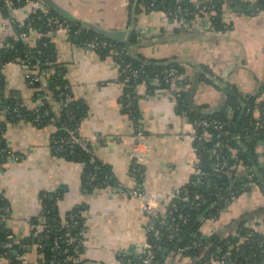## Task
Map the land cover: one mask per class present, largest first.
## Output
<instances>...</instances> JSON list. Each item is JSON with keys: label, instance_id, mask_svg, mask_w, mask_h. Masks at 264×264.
<instances>
[{"label": "crops", "instance_id": "0c3cea01", "mask_svg": "<svg viewBox=\"0 0 264 264\" xmlns=\"http://www.w3.org/2000/svg\"><path fill=\"white\" fill-rule=\"evenodd\" d=\"M53 1L81 23L126 31L133 25L132 31L142 38L131 49L137 56L179 57L185 64L186 98L193 111L211 115L220 110L226 103L227 85L243 103L264 100V9L257 8L259 0H236L245 10L255 5L254 13L249 15L234 10V4L232 9L226 7L222 17L231 22L229 30L210 32L197 18L191 33L182 22L168 18L162 11L145 8L138 0ZM37 2L45 4L43 0H26L9 12L0 8L1 54L11 40L18 38L16 26L36 12ZM49 30L55 62L62 68L73 97L84 105L79 134L94 140L97 157L107 169L108 183L93 187L85 181L81 162L53 152L51 124L10 122L0 112L2 148L19 156L5 157L0 162V195L7 200L11 212L6 224L12 229L14 240L21 239L35 222L41 224L46 204L53 202L58 219H65L74 210L83 218L80 252L69 264H141L139 247L149 240L150 226L166 224L167 206L174 191L197 172L194 126L176 110L172 88L154 83V78L150 80L155 86L150 94H146L143 85L137 87L135 124L123 110L121 98L126 87L111 55L82 47L76 35L61 28ZM40 34L32 29L24 40L34 45ZM2 74L5 91L14 92L27 109H32L36 102L34 90L26 80L27 67L9 61ZM41 82L47 89L48 77L42 76ZM137 130L145 136V143L139 147L147 154L139 172L133 173L136 163L131 149ZM256 153L258 171H254L259 173L264 169V147H257ZM234 158L237 160V156ZM117 183L126 187L138 185L158 196L163 207L159 219L142 210L137 198L116 189ZM218 205L216 215L201 221V236L225 237L231 231L236 234L234 222L244 214L246 224L264 235V193L256 183ZM23 239L27 240L25 249L30 245L28 251H33L34 240ZM156 253L161 264L194 261L166 241L158 244ZM35 256L24 257L33 260ZM204 264L222 263L211 258Z\"/></svg>", "mask_w": 264, "mask_h": 264}, {"label": "trees", "instance_id": "16d2710c", "mask_svg": "<svg viewBox=\"0 0 264 264\" xmlns=\"http://www.w3.org/2000/svg\"><path fill=\"white\" fill-rule=\"evenodd\" d=\"M138 1L143 6H145V8L155 10H162L163 8L173 6L174 4V0ZM233 1L234 0H211L213 8L217 12V16L212 19V23L219 32L228 30L222 22L223 19H221V14L224 12V9L227 5L230 7L233 6ZM18 5L19 3L14 2L13 8L17 7ZM256 6L257 8L259 7L263 10L264 0H259ZM0 8L7 12L10 11V9L3 6H0ZM255 9V5L252 4L243 13L246 15L253 14ZM50 10L52 13L58 14L54 9L50 8ZM37 14L38 12H34L30 18L24 22L27 24V22L32 19L31 26L37 28L41 33L35 44L32 45L25 40L22 41L18 38H15L11 40L10 43L13 45V47L11 48L8 46V49L5 52L3 51L2 54L0 53V112H4L6 120L10 122H19L22 120V118L30 119V117L34 114L35 106L32 109H27L23 104L20 106V110L18 112L20 116H18L17 113L13 111V108L21 105L22 102L17 98L14 92L10 90L9 92L5 91V82L2 74V68L9 61L22 63L27 67V69L36 73H43V71H46L47 69L54 71L57 70V73L53 71L47 76L49 80L47 89L41 90V83L39 81L31 86L34 90L33 98L35 102H37V100L40 98V93L50 92L51 96L56 102H65V98L58 95L59 90L54 88L55 85L63 86L67 83L63 77L62 68L55 62L53 46L49 43L50 40L48 33L50 28L47 27L43 21L34 19ZM69 20L71 21L72 28L74 29L78 27V24H80L74 20ZM16 29L18 34L21 29L19 26H16ZM93 36L101 37L96 31L88 28L81 35V39L84 37L90 38ZM102 38L113 42L115 44V48L117 50H122V53L116 54L114 52L116 51L115 48L111 52L110 50H107L105 52L99 53L103 55H111L118 66H122V64L124 65L125 63H131L132 67L137 68L140 72V77L137 78L136 82L134 83H140L144 81L147 83L150 92H152L155 88L153 84H149L151 79L158 76L157 79L159 78L160 81H163L162 74L166 73V71L170 70L171 68H175L178 74L182 77L184 84V89H182L181 95L177 99L176 110L178 113L182 114L186 112V115L189 119L205 118L208 120H225L228 114V107L232 109V118L230 119V123L223 128L222 132L213 128H208L206 130V136L203 138V140H199L197 138L193 140V146L195 148L198 160V174H194L190 178V181L180 187L181 190H188L187 195L189 201H184L182 199L183 195H180L179 197L171 198L167 206V216L168 213H172V215H175L179 212L188 214L189 216L187 222L182 223L179 220L175 221V224L179 227V232H177L175 237L170 240L167 238V234L169 233V224L157 223L158 228H160L164 235L160 238H157L152 233H150L148 239L155 243L156 247L160 242L162 243L163 241L169 242L170 245L177 246L179 248L188 246L189 248L184 250L183 253L194 258L193 264H204L211 258L218 260L221 253L225 250H230L232 256L236 259V264H264V235L246 224L247 217L245 214L240 216L236 222H234L233 228L236 234H232V231L225 237H222L219 234H211L208 237L201 236L199 234L201 221L216 215L219 206L218 202L224 199H230L242 191L241 187L247 181L246 178L243 177L245 173L253 174L251 181L259 185L261 187V191L264 193V169L259 173L254 171V167L258 164L256 153L257 147L260 146V144H258V140L262 138L260 136H250V133L254 128L255 120L258 117L264 118V100L255 103L254 101H251L253 99H250L247 101V103H244L245 108L242 110L241 102L243 101L241 100L240 96L230 86L227 85V99L225 105L220 110L214 112L211 115L200 114L199 112L191 110V107L187 101L186 86L188 82L185 76V64L179 60V57L148 59L141 55L132 56L130 50L138 43V37L133 31L129 36L128 46L123 40H116L110 37ZM80 41L81 40H79V42ZM161 86L166 87L164 83H161ZM69 94L70 101L68 109L73 110V113L75 114L74 120H66V106H63L59 112L61 115V122L73 128L80 126L81 117L84 113V105L73 97L71 91H69ZM123 98L124 94L121 98L122 105ZM135 102L136 100L133 101L132 113L128 114L127 109L124 107L123 110L136 124L137 115L135 110ZM44 104L48 105L49 102L46 101ZM257 114H259L258 117L256 116ZM75 122L78 123L75 125ZM49 123L50 120L47 119L46 122L37 126H43ZM200 131L201 130L199 128L195 129L196 133ZM236 134H238L240 138H236ZM0 149H2L1 139ZM212 150L215 153H211ZM53 152L63 155L68 159L81 162L84 165L85 181H88L87 172H91L92 163L89 162L90 157L84 151L74 148V152L76 153L75 156L70 155L68 150L57 153L53 149ZM216 152L229 161L230 166L228 168L224 170H218L215 168L214 165L217 160ZM234 156H237V160H235ZM2 160L3 158L0 159V162ZM98 163L103 164V162L100 160ZM103 168L105 169L104 171L107 170L104 164ZM198 175L202 176L203 178L199 182L197 181L195 184L191 183L192 180H196ZM207 182H209L210 185H207ZM216 191L219 192V194ZM197 195L200 197L198 198ZM173 203L176 204L175 207L172 206ZM46 205L47 206L44 208V213L42 216L43 221L40 222L41 224L35 222L36 225H34L31 230H29L28 235L20 237L21 239L30 238L34 240L33 251H28L25 248H22L20 243H26L27 240H21L19 238L16 241L14 240L11 249L3 248L1 243L7 240L6 236L12 233V229L7 224L0 226V264H50V257L52 255L51 245L54 237L57 236L60 237V245L62 247L71 248L73 246L74 243L69 244L68 239L74 234L75 229H58V227L64 223L71 225L70 220L67 218L63 220L57 218L55 204L53 202H48ZM5 207H9L8 202L2 195H0V215H3L7 221L10 219L11 212L10 208L9 212H5ZM72 212L76 214L77 220L83 226V218L79 212L75 210ZM82 228L84 229V226ZM39 235H47V237H44L42 246L40 248H38L35 244ZM235 241L238 242L237 245L233 244ZM260 241H263L262 245H259ZM71 253L72 252L70 250L69 254ZM30 254L36 255L33 260L30 258L26 259V257ZM54 254L58 261L57 264H69L71 262V260H64L66 255L60 251H56ZM5 257L10 258L11 262L6 263ZM156 258L158 264H161L158 254L156 255Z\"/></svg>", "mask_w": 264, "mask_h": 264}, {"label": "built area", "instance_id": "2783aa9c", "mask_svg": "<svg viewBox=\"0 0 264 264\" xmlns=\"http://www.w3.org/2000/svg\"><path fill=\"white\" fill-rule=\"evenodd\" d=\"M14 2L19 3V5L24 4L26 0H0V6H3L8 9H12L14 6ZM18 5V6H19ZM228 9H232L230 6H226ZM36 12H38L37 16L34 17L36 20L43 21L47 27L50 29H56L61 28L67 34L70 35H76L79 40H81L79 43L82 47L93 50L96 52H105L107 50L113 51L115 48V44L107 39H104L102 37L93 36L90 38H82L81 35L84 33L87 27L82 26L83 23L78 24L77 28H72L71 21L64 17L60 16L58 14H54L51 12L50 8L42 3L37 2L36 3ZM164 12V14L173 20H178L182 22V25L185 27L187 32H193L195 29L193 24H195V20L197 18L202 20L203 29L209 30L210 32H219L215 25L212 23V19L217 16L216 10L213 8L211 4V0H174V4L171 7L163 8L162 10H159ZM224 13V12H223ZM221 14V19H223ZM13 20V19H12ZM14 21V20H13ZM32 19L26 23L20 24L19 28L21 29L20 32H18L17 37L19 40H24L28 36L29 30L36 29L31 26ZM224 26L227 27V29L232 28V24L229 20H223ZM189 33V34H190ZM9 46L12 48L13 45L9 44ZM114 51L116 54H121L122 50ZM54 70L47 69L46 71H43V73H36L32 72L31 70L27 69L26 74V80L27 83L30 86H33L37 81L41 83V90L45 89L41 82L42 76H48L50 73H52ZM57 73V70L54 71ZM34 74V75H31ZM118 74L120 78L122 79V82L124 83V86L126 87V91L124 93L123 98V107L127 109L128 114L132 113V106L133 101L139 98L137 87L139 84L143 85V90L150 94V90L148 89L147 83L144 81L140 83H134L136 82V79L140 77V72L137 68L132 67L131 63H125L122 66L120 65L118 67ZM162 80L160 81L159 78H154V83L160 84L164 83L165 86H168L170 88L171 96L176 101L177 105V99L180 97L182 89H184V84L182 77L178 74L177 70L175 68H171L170 70H167L166 73L162 74ZM149 84H152L149 81ZM58 91V95L65 98V102L61 101H55L53 97L51 96V93L42 92L40 93V98L37 100L34 108V114L30 117V119L22 118L20 122H27L33 125H39L46 122V120H50V123L53 126V132L51 133L50 142L53 146V149L55 152H63L65 150L69 151V154L72 156H75L76 153L74 152V148L80 149L84 151L89 157H90V163H92V170L91 172H87L88 177V183L92 185L93 187H97L102 184L108 183V178L105 173V169L103 168V164L98 163L99 159L96 154L95 150V142L94 140H91L89 138H86L84 136H81L79 134L80 126L77 127H69L65 123L61 122V115H60V109L63 106H66V120H74L75 114L73 113V110L68 109L69 101H70V94H69V85L65 84L63 86L55 85V87ZM49 102L48 105L44 104L45 102ZM68 102V104H67ZM23 104L16 106V108H13V111L19 115L20 106ZM228 114L226 116L225 120H217V119H205V118H193L189 119L186 115V112L182 113V115L194 126V129L199 128L201 131L196 133H193V139L197 138L199 140H203V138L206 136V130L208 128H213L218 131H223V128L227 126L230 123V119L232 118V109L228 107ZM18 123V122H17ZM78 122H75V125ZM250 136H260L264 140V118L258 117L254 122V128L250 133ZM236 138H240L238 134L235 136ZM145 138L143 132L141 130H137L135 134V144L133 145L131 149V156L134 159V162L136 163L135 167L132 169L133 173H137L140 170V164L144 161L147 151H143L140 149V144H144L145 141H143ZM213 152V150L211 151ZM14 157L16 159H19V156H16L14 153H12L10 150L6 148L0 149V159L5 157ZM216 162H215V168L218 170H224L230 166L229 161L223 157L220 156L216 152ZM198 174V172H196ZM253 174L248 173L245 178L246 182L241 187L242 190H245L250 183H252ZM203 177L199 176L196 178V180H192L191 183L195 184L197 181L199 182ZM207 185H210L209 182H207ZM115 188L125 192L126 194H129L131 196H134L138 199L140 206L142 210L150 214V216L153 219H159V217L162 214V201L158 198V196L151 195L147 191H144L142 187L140 186H134V187H126L121 183H117L115 185ZM217 192V191H216ZM219 194V192H217ZM188 190L184 189L181 190V188H177L172 198L182 196V199L184 201H189L188 199ZM199 198L200 196L197 195ZM226 200V199H225ZM170 202V201H169ZM173 207L176 206L175 203L172 204ZM5 212H9V207L4 208ZM188 214L184 213H177L175 215H172V213H168V216L166 217V224H169L167 234V238L173 239L177 232H179L178 225L175 224L176 220H179L182 223H186L188 220ZM67 219L70 220V224H61V226L58 227V229L66 228L67 230L71 228L72 230L75 229V232L71 237L68 239L69 244H73L71 248L69 247H62L60 245V237H54L51 245V257H50V264H57L58 261L55 258V252L60 251L66 255L64 260H71L76 259L80 252V246L82 244L83 239V226L79 223L77 220V216L75 213L70 212L66 216ZM161 224V223H159ZM6 225V220L3 215H0V226ZM150 232L156 236L157 238L162 237L164 234L158 228L157 224H152L150 226ZM44 237H47V235H39L37 237L36 246L40 248L42 246V241ZM6 241L2 242L3 248L11 249L14 243V236L12 234H8L6 236ZM264 241V240H263ZM263 241L259 242V245H262ZM234 245H237L238 242H234ZM22 248L26 247V243H20ZM189 248L188 246H184L179 248L178 250L180 252H183ZM191 248V247H190ZM71 250V254H69ZM68 254V255H67ZM156 244L151 242L150 240H146L142 245L139 247V256H140V262L141 264H158L157 258H156ZM1 259V258H0ZM6 263H10L11 259L8 257H5ZM219 262L222 264L228 263V264H236V259L232 256V253L230 250H225L221 253L220 258L218 259ZM24 264V263H23Z\"/></svg>", "mask_w": 264, "mask_h": 264}, {"label": "water", "instance_id": "95a60500", "mask_svg": "<svg viewBox=\"0 0 264 264\" xmlns=\"http://www.w3.org/2000/svg\"><path fill=\"white\" fill-rule=\"evenodd\" d=\"M43 2H45V4L49 7L54 9L58 14L69 18L71 20L76 21L77 23H81L78 19L74 18L71 14H69L68 11H66L65 9H63L62 7H60L56 2H54L53 0H43ZM234 6L233 9L236 11H240V12H244L245 8L240 7L238 4H236V2H233ZM82 26L87 27L89 29H92L94 31H96L98 34H100L101 37H110L112 39H116V40H123L125 42V44L128 46V39H129V35L132 31V27L133 25L130 26V28L128 29V31L126 30H110V29H105L102 28L98 25L95 24H91V23H83ZM189 36L194 37L195 35L190 34ZM138 43L140 44L142 42V38L138 37L137 38ZM130 53L132 56H135V54L130 50ZM180 60V59H179ZM241 107L242 110H244L245 108V104L243 102H241ZM241 144V142H240ZM258 144H260L262 147H264V140L263 139H259L258 140ZM264 165V162H262ZM262 165V164H261ZM255 171H258L257 167H254ZM258 173V172H257ZM18 238V237H17ZM177 246H175L176 248ZM31 246H27V250H30ZM161 247H159L160 249Z\"/></svg>", "mask_w": 264, "mask_h": 264}]
</instances>
